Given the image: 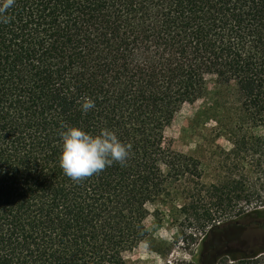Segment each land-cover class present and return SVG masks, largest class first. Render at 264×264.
Listing matches in <instances>:
<instances>
[{
  "label": "trees",
  "instance_id": "obj_1",
  "mask_svg": "<svg viewBox=\"0 0 264 264\" xmlns=\"http://www.w3.org/2000/svg\"><path fill=\"white\" fill-rule=\"evenodd\" d=\"M210 78L264 112V0H13L0 13V264H125L167 186L201 185L164 130ZM65 127L110 129L128 155L74 181L59 166ZM232 261L264 264V250Z\"/></svg>",
  "mask_w": 264,
  "mask_h": 264
},
{
  "label": "rangeland",
  "instance_id": "obj_2",
  "mask_svg": "<svg viewBox=\"0 0 264 264\" xmlns=\"http://www.w3.org/2000/svg\"><path fill=\"white\" fill-rule=\"evenodd\" d=\"M243 106L233 83L210 78L205 95L184 105L164 130L167 150L198 162L201 185L183 179L167 186L148 206L147 236L123 250L125 264H199L203 243L218 222L242 218L250 226L257 223L252 213L264 216V112L251 114ZM205 212L211 222L204 220ZM239 241L252 252L264 250V240Z\"/></svg>",
  "mask_w": 264,
  "mask_h": 264
},
{
  "label": "clouds",
  "instance_id": "obj_3",
  "mask_svg": "<svg viewBox=\"0 0 264 264\" xmlns=\"http://www.w3.org/2000/svg\"><path fill=\"white\" fill-rule=\"evenodd\" d=\"M13 0H0V13H3ZM82 113L95 107L94 102L83 97L79 102ZM61 151L59 166L63 173L76 181L103 170L114 162L123 163L129 146L123 144L114 131L103 128L97 135L89 134L77 127H65L59 133Z\"/></svg>",
  "mask_w": 264,
  "mask_h": 264
},
{
  "label": "flooded vegetation",
  "instance_id": "obj_4",
  "mask_svg": "<svg viewBox=\"0 0 264 264\" xmlns=\"http://www.w3.org/2000/svg\"><path fill=\"white\" fill-rule=\"evenodd\" d=\"M260 214L252 213L253 216L257 217L253 218L257 220V223L250 226H245L242 218L237 221L218 222L210 231L209 240H205L203 243L199 264H217L219 260L223 259L236 260L260 251L258 247H254L252 249L255 252H252L248 245L239 241L264 240V216ZM249 231L253 232V236H249ZM261 248L264 249V244Z\"/></svg>",
  "mask_w": 264,
  "mask_h": 264
}]
</instances>
